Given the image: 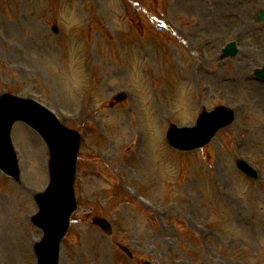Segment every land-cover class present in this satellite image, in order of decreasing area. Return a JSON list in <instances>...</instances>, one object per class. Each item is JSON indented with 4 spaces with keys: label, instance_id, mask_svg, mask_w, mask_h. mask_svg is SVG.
Returning a JSON list of instances; mask_svg holds the SVG:
<instances>
[{
    "label": "rangeland",
    "instance_id": "1",
    "mask_svg": "<svg viewBox=\"0 0 264 264\" xmlns=\"http://www.w3.org/2000/svg\"><path fill=\"white\" fill-rule=\"evenodd\" d=\"M259 9L264 0H0V94L33 97L85 131L79 210L61 264H133L117 242L157 264H264V84L252 77L264 65ZM231 40L239 55L219 61ZM156 53L171 55L187 93L172 91ZM121 91L128 100L110 108ZM219 104L235 109L236 122L207 148L183 155L168 146L169 124L195 125ZM24 129L15 140L24 185L0 174V264H36L42 236L31 217L34 194L49 182V153ZM152 158L162 193L146 171ZM238 158L259 169L257 182L237 171ZM120 173L156 210L124 193ZM95 214L112 222V237L91 224Z\"/></svg>",
    "mask_w": 264,
    "mask_h": 264
},
{
    "label": "water",
    "instance_id": "2",
    "mask_svg": "<svg viewBox=\"0 0 264 264\" xmlns=\"http://www.w3.org/2000/svg\"><path fill=\"white\" fill-rule=\"evenodd\" d=\"M19 112L21 113V115L19 114ZM16 116L24 118L22 110L18 111L16 113V115H14L12 117V119H14ZM29 116L33 118V115L30 113L28 115V118H27L28 121L33 123V121L30 119ZM35 126H37V125H35ZM201 129L202 128H200V130ZM198 133H199V131L195 132V135L197 136ZM212 135H213V130L208 131L203 136L204 139L198 142V145H201V144L205 143L206 141H208ZM6 144H8V143H6ZM8 150H9V146L7 145L6 151H8ZM74 163H75V160L71 157L70 164H69V170H67L66 174L62 175V176H61V172L64 169V167L61 166L60 164L52 163L51 174H52L53 182H52L51 188L48 192V195L46 196V201H45V202H51L52 201V203L55 204V203H57V201L62 200L64 198V195H65V186H66L68 194L66 193V200H65L66 203L63 206L62 215L64 217L63 219H65V222L67 221V223H68L69 216L71 215V213L75 209V202H74L73 191H72ZM63 178H65V183H62ZM65 222L63 223V226L65 225ZM66 228H67V225H66Z\"/></svg>",
    "mask_w": 264,
    "mask_h": 264
},
{
    "label": "bare ground",
    "instance_id": "3",
    "mask_svg": "<svg viewBox=\"0 0 264 264\" xmlns=\"http://www.w3.org/2000/svg\"><path fill=\"white\" fill-rule=\"evenodd\" d=\"M157 57H158V63L160 65L161 71L166 70L167 72L176 73V70L173 68V65L170 61L171 60L170 57L165 62L160 61L159 54H157ZM7 241H10L8 236H7Z\"/></svg>",
    "mask_w": 264,
    "mask_h": 264
}]
</instances>
